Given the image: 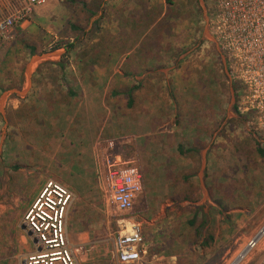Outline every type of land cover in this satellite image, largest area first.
<instances>
[{
  "label": "rangeland",
  "instance_id": "obj_1",
  "mask_svg": "<svg viewBox=\"0 0 264 264\" xmlns=\"http://www.w3.org/2000/svg\"><path fill=\"white\" fill-rule=\"evenodd\" d=\"M170 3L171 15L176 19L165 28L179 31L177 37L171 38V45L177 41L176 56L181 63L179 77L186 86L177 109L171 107L176 102L170 104L163 97L148 103L149 111H140L145 115L136 121L139 122L136 131L142 134L148 129V135L138 140L130 138L131 120L120 101L106 102L107 109L103 111L105 117H112L106 130L119 132L115 136L104 132L103 143L95 150L76 142L75 130L65 132L59 127H40L32 129L30 134L21 129L9 132L4 129L0 116V264H20L34 251L33 239L24 228L23 218L51 179L63 184L73 197L70 216L68 212V232L71 244L81 246L80 264L84 261L120 264L114 255V242L130 218L143 227L148 254L140 264H232L263 228L264 155L258 146L264 152V139L256 129L255 120L239 111L240 95L236 94L233 102L231 100V75L227 80L223 63H228L230 72L232 68L212 37L213 2L170 0ZM0 4L4 5L0 7L3 17L8 9L18 5L17 0H0ZM194 25L200 32L195 33L196 39ZM0 35L1 39H7L4 33ZM7 43L5 41L4 49ZM12 59L10 56L3 66L6 68L13 63ZM43 72L48 77L63 73L58 67L49 66L44 67ZM233 86L239 89L236 81ZM17 88L14 82L0 83V115L8 114L11 109L5 105L7 97L22 93ZM185 102L189 109H181ZM158 104L165 108L153 110L158 109ZM156 114L160 117L154 118ZM183 126L201 129L200 148L197 143L195 149L189 148L192 144L186 148V143L184 147H176L178 142H184L186 134H178ZM214 134L222 141L217 146L222 148L218 151L219 162L225 166L228 157L230 164L238 163L231 166L235 168L233 182L229 183L232 190L227 197L225 189L218 185L216 190L211 182L216 174L218 180L225 183V170L217 171L209 166L212 152L209 147ZM163 137L173 141L174 147L160 149ZM193 137V133L189 134L187 140L192 142ZM108 161L133 164L141 171L143 192L128 213L118 211L104 194L103 178ZM194 193L201 195L199 202H181V196H194ZM200 207L210 213V219L198 236L189 221ZM77 214L73 229L72 220ZM200 225L199 213L195 227ZM209 231L214 239L210 247L202 249L200 245L208 239ZM263 257L264 237L238 264H259Z\"/></svg>",
  "mask_w": 264,
  "mask_h": 264
},
{
  "label": "crops",
  "instance_id": "obj_2",
  "mask_svg": "<svg viewBox=\"0 0 264 264\" xmlns=\"http://www.w3.org/2000/svg\"><path fill=\"white\" fill-rule=\"evenodd\" d=\"M171 10L170 0H47L44 5L36 7L28 22L4 33L7 39H1L0 35V83L14 82L17 90L22 92L5 99V105L11 109L8 114L0 115L4 129L9 132L21 129L25 134L40 127H59L65 132L75 130V141L85 144L86 149L95 150L103 143L104 132L114 136L119 132L106 130L112 117H105L103 111L107 109L106 102L120 101L131 120L128 127L130 138L138 140L148 135V129L142 134L136 131L135 126L139 124L136 121L145 115L140 111H149L147 104L163 97L170 104L176 102L171 107L177 109L186 86L179 77L181 63L176 56L177 41L171 45V38L177 37L179 31L165 28L171 22L174 24L176 19ZM3 13L0 9V20ZM196 32L200 33L194 25L195 39L198 38ZM212 37L223 54L213 33ZM5 41L8 43L4 49ZM10 56H13V63L5 68L3 64ZM64 59L67 61L63 62ZM227 64L223 63L222 69L227 80L231 75L233 102L239 89L233 86ZM47 66L58 67L63 73L48 77L43 72ZM164 108L158 104V109L153 110ZM182 108L189 109V106L185 102L181 104ZM197 128H179L178 134L186 135L184 142H178L176 147H184V143L188 144L186 148L192 144L189 148L195 149L196 143L199 146L203 136L201 129ZM192 133L191 142L187 136ZM216 135L210 142L209 166L217 171L225 170L224 180L222 178L225 183L220 182L216 174L211 182L216 190L218 185L225 189L227 197L232 190L229 183L233 182L235 168L231 166L238 163L233 161L230 164L228 157L225 166L219 162L218 151L222 148L217 146L222 141L217 140ZM172 142L163 137L158 147L164 150L173 148ZM201 172L199 184L202 190ZM77 217L78 214L73 217V229ZM261 226L264 227V219ZM68 236L71 241L69 232ZM82 264L88 263L84 261Z\"/></svg>",
  "mask_w": 264,
  "mask_h": 264
},
{
  "label": "built area",
  "instance_id": "obj_3",
  "mask_svg": "<svg viewBox=\"0 0 264 264\" xmlns=\"http://www.w3.org/2000/svg\"><path fill=\"white\" fill-rule=\"evenodd\" d=\"M46 2L17 0L18 5L8 9L0 20V33L28 22L35 8ZM212 2L214 36L238 85L239 111L255 120L256 129L264 139V0ZM106 168L105 196L118 211H132L143 192L141 171L133 164H110L109 161ZM72 203L73 197L60 182L51 179L44 185L23 218L24 228L33 239L34 251L20 264H80L81 246L72 245L68 236V210ZM123 227L114 242L115 258L120 264H140L148 254L142 224L130 218ZM260 232L245 248L244 257L264 237V231L261 236ZM259 264H264V257Z\"/></svg>",
  "mask_w": 264,
  "mask_h": 264
},
{
  "label": "trees",
  "instance_id": "obj_4",
  "mask_svg": "<svg viewBox=\"0 0 264 264\" xmlns=\"http://www.w3.org/2000/svg\"><path fill=\"white\" fill-rule=\"evenodd\" d=\"M58 48H61L60 45H58ZM251 118V117H250ZM259 147V151L261 152L262 155H264V152H262V150L260 149V146ZM180 152L183 154V151L180 150ZM181 202H188V203H197L201 200V195L200 194H197L195 195L194 193V196H191V195H187L185 194L184 196H181L180 198ZM203 207H200V208H196V212L195 214L193 215V218L192 220L189 221V226L192 227V228H195L196 232H197V235L200 236V229L204 228L206 225H208V221L210 219V213H205ZM199 213L201 214V225L199 227H195V224L197 222V217L199 215ZM210 230V229H209ZM213 234L210 233L209 231V234H208V239H204L201 243V248L202 249H206L208 247H210V244L211 242L213 241Z\"/></svg>",
  "mask_w": 264,
  "mask_h": 264
},
{
  "label": "bare ground",
  "instance_id": "obj_5",
  "mask_svg": "<svg viewBox=\"0 0 264 264\" xmlns=\"http://www.w3.org/2000/svg\"><path fill=\"white\" fill-rule=\"evenodd\" d=\"M264 231V229H262V231L261 232H263ZM260 232V233H261ZM262 235V233L260 234V236ZM260 238V237H259ZM245 256V251L232 263V264H238V262L240 261V260H242L243 259V257Z\"/></svg>",
  "mask_w": 264,
  "mask_h": 264
},
{
  "label": "water",
  "instance_id": "obj_6",
  "mask_svg": "<svg viewBox=\"0 0 264 264\" xmlns=\"http://www.w3.org/2000/svg\"><path fill=\"white\" fill-rule=\"evenodd\" d=\"M263 229H264V227H263Z\"/></svg>",
  "mask_w": 264,
  "mask_h": 264
}]
</instances>
